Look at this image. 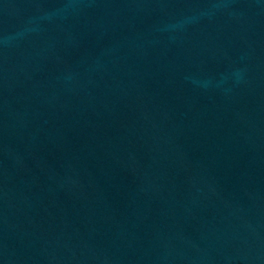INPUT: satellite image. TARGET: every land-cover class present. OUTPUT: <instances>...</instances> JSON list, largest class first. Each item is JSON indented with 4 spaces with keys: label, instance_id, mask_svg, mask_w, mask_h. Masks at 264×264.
<instances>
[{
    "label": "water",
    "instance_id": "obj_1",
    "mask_svg": "<svg viewBox=\"0 0 264 264\" xmlns=\"http://www.w3.org/2000/svg\"><path fill=\"white\" fill-rule=\"evenodd\" d=\"M0 264H264V0H0Z\"/></svg>",
    "mask_w": 264,
    "mask_h": 264
}]
</instances>
